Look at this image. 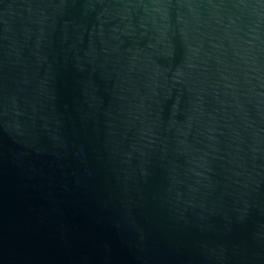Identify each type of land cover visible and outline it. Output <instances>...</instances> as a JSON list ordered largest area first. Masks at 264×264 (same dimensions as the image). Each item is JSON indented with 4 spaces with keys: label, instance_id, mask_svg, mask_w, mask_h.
<instances>
[{
    "label": "water",
    "instance_id": "obj_1",
    "mask_svg": "<svg viewBox=\"0 0 264 264\" xmlns=\"http://www.w3.org/2000/svg\"><path fill=\"white\" fill-rule=\"evenodd\" d=\"M0 264H264V0H0Z\"/></svg>",
    "mask_w": 264,
    "mask_h": 264
}]
</instances>
